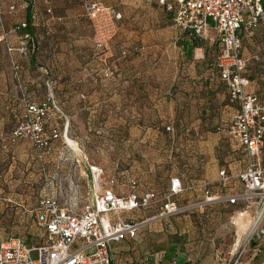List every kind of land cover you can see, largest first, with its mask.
<instances>
[{"label":"crops","instance_id":"crops-1","mask_svg":"<svg viewBox=\"0 0 264 264\" xmlns=\"http://www.w3.org/2000/svg\"><path fill=\"white\" fill-rule=\"evenodd\" d=\"M7 2L5 0V5ZM146 5L151 8L150 4ZM118 9L120 10L119 5ZM15 13L17 15L18 12ZM15 13L5 16L8 26L20 21ZM160 18L161 21L157 17L155 22L159 25L161 23L162 29L174 27L178 32L177 42L188 61L191 60V53L192 59L204 57L202 51L193 54L196 47L187 54L183 45L190 41V37L174 26L172 14ZM125 21V15L122 14L111 38L103 46L96 44L95 34L94 44H90L91 35L81 31H63L62 38L53 34L50 38L51 45L41 52L43 63L40 65L37 63V48L30 49L25 55L14 51L12 57L21 67V88L13 78L6 47L0 43L1 229L2 226L20 223L15 219L16 214L34 203L37 190L45 177L58 171L63 177L79 181L83 180L86 172L82 159L81 162H74L65 158L67 155L72 157V145L67 146L61 136L52 140L51 147L43 153L42 158H39L38 150L29 139L15 142L9 139L11 130L24 112L25 103L39 102L48 96L47 83L55 101H62L63 114L68 119V141L77 143L79 148L76 159L85 155L89 162L102 166L105 175L114 179L113 185L109 186L117 193H125L130 189L119 184L124 181L123 172L137 179L136 190L139 192H165L168 190L169 178L173 175H178L185 185L205 183L213 193L231 194L241 190L242 185L236 174L242 169L235 170L231 163L218 169L217 160L207 147L193 142L180 144L176 148L171 145L168 147L164 134L167 120L166 96L159 101L160 114L152 122L145 112V95L148 96L145 81L135 78L136 62L142 57L135 54V34L133 30L124 28ZM23 31H17L10 43L16 45V37ZM27 31L33 37V27ZM239 34L242 37L241 52L247 60L246 74L251 80L247 89L264 101V19L252 35H246L242 31ZM106 64L113 71L107 78L101 74ZM197 68V71L188 69L189 75L178 79L176 84V112L170 118L174 116L171 121L182 134L196 132L199 127L200 102L209 104L217 101L222 111H228L230 117L237 110V104L230 101L218 72L216 79L212 77L202 81L198 78L208 72V69L203 70L199 65ZM169 108L173 110V102ZM58 122L61 129L62 119ZM50 127V123L46 124L48 132ZM154 138L158 141L152 142ZM168 149L180 152L179 162L182 165L179 164L177 174L164 178L163 187L160 188L155 181V174L159 172L162 163L166 162ZM221 169L230 176L226 182L219 175ZM203 192L204 188H194L175 199L179 204L189 203L202 198ZM12 206H16L14 215L13 209L9 208ZM233 208L227 203H215L165 219L166 226H160V229H166L170 234L166 238V247L160 251H150L154 252L155 258L153 260L154 256H150L152 263L149 264L158 263L167 252L170 254L168 264H171L172 258H175V264H189V257L196 264H218V256L227 255L234 238V229L229 222ZM131 216L138 217L140 213L134 212ZM116 245L117 243L114 244ZM240 264H264V246L261 252L254 253L251 246L247 245L242 251Z\"/></svg>","mask_w":264,"mask_h":264},{"label":"built area","instance_id":"built-area-1","mask_svg":"<svg viewBox=\"0 0 264 264\" xmlns=\"http://www.w3.org/2000/svg\"><path fill=\"white\" fill-rule=\"evenodd\" d=\"M0 0V43L4 44L10 56L13 78L21 88L20 65L12 54L21 55L35 49L31 33L24 30L19 34L17 44L10 43L11 35L28 26L27 20L19 21L13 27L5 25V9L15 12L14 0ZM158 5L172 14L173 24L183 32H192L217 47L215 66L225 84L231 102L237 110L220 129L242 147L248 157L244 169L237 172L240 191L231 194L212 192L205 183L185 185L178 175L169 178L168 190L158 193L154 190L137 191V179L124 172L121 187L128 192L117 193L112 186L114 179L105 175L104 169L88 161L85 155L76 159L78 152L73 147L72 157L66 159L86 165L83 180L75 181L63 177L58 171L44 178L36 193V199L29 209L38 229L36 239L28 242L18 234L0 231V264H141L133 258L120 259L114 256V244L135 239L143 223L151 219L165 220L169 217L201 209L215 203L233 206L229 222L234 229V238L227 255L218 256V264H240L243 249L251 246L254 253L264 246V101L254 92L248 91L251 84L246 74L247 60L242 55V31L252 35L264 19V0H156ZM104 3V2H103ZM92 1L85 3V11L95 27L96 44L103 46L112 36L122 12L117 4ZM49 10V9H48ZM211 32L216 35L212 36ZM125 54V52H122ZM101 74L109 77L112 68L106 64ZM48 85V96L39 101H27L24 112L9 134L15 142L29 139L38 150L39 158L51 147V142L61 136L67 138L68 119L57 105ZM64 118L62 128L59 120ZM50 123V131L46 124ZM166 132L173 131L165 125ZM62 154V153H61ZM79 160V161H78ZM223 181L230 176L224 169L219 171ZM105 176V178H104ZM194 188H204L199 200L179 204L176 196ZM153 208L154 216L141 220L123 218L121 213ZM263 229L261 233H258ZM154 256V252L143 259ZM172 258L171 264H175ZM189 264H196L189 257Z\"/></svg>","mask_w":264,"mask_h":264},{"label":"rangeland","instance_id":"rangeland-1","mask_svg":"<svg viewBox=\"0 0 264 264\" xmlns=\"http://www.w3.org/2000/svg\"><path fill=\"white\" fill-rule=\"evenodd\" d=\"M92 1H101L102 3L104 2V5L107 3L119 5L126 19L124 28L134 31L135 42L133 47L136 49L135 54L142 57L139 62H136L135 78L145 81L144 87L148 92V96L145 95V102H147L145 112L149 114L152 122L160 114L159 101H162L164 99L162 97L166 96L167 120L165 124L171 125L173 128V131L170 133H167L166 130L164 132L168 147L171 145L176 148L180 147V144L184 145L190 142L201 144L211 150L212 156L217 160L218 169L221 166H226L228 163H231L235 170L244 169L249 159L242 147L230 139L227 133L221 131V125L230 116L228 111H222L221 105L217 101L210 102L209 104L205 102L199 103V127L196 129V132L182 134L178 132L177 127L171 121L174 120V116L171 118L170 116L176 112L174 108L176 84L178 83V79L189 75L188 69L190 71H197V65L202 67L203 70L208 69V72L198 78V80L202 81L212 77L216 79L218 76L214 65L216 45L213 44L214 42H210V40H205V44L202 47L198 46L193 51L194 55L202 51L204 57L198 60L192 59L191 53L189 55L191 60L188 61L181 53V47L177 42L179 34L175 31L174 27L173 29L169 27L162 29V24L160 23L159 25L158 22H155L157 17L161 21V16H171L164 7L158 5L156 0H14V4H16L15 11L18 12L17 15L15 12L9 13L6 9L5 15L8 16L15 13L17 20L20 21L26 20L27 14L31 16L33 37L38 49L36 51L38 52L36 54L38 58L37 63L40 65L43 63L41 62V52L43 48L51 45L52 40L50 38L53 34L59 35L62 38L63 31H81L91 35L90 44H94L93 37L96 30L85 11V3ZM147 3L150 4L151 8L146 5ZM211 35L215 36L216 33L211 32ZM13 36L11 35V39ZM172 102L173 110L169 108ZM56 103L64 113L62 101L58 100ZM162 112L163 110H161ZM62 121H64V118H62ZM151 141L157 142L158 139L154 138ZM179 155L180 152L178 150H167V160L162 163L159 172L155 174V181L159 183L160 188L163 187L162 182L164 178L170 174L178 173L179 164L182 165L179 162ZM262 158L264 160V148ZM33 204L25 206L21 212L16 214L15 219L19 220V224L16 223L8 227L2 226L3 228L1 229L0 227V231L6 234H18L26 238L28 242H33L37 237L36 232L38 231L33 216L29 212ZM15 207H9L13 209V215ZM194 210L196 209L191 211L194 212ZM155 212L153 208L141 212L138 211L135 213H140V216L134 218L141 220L147 216H154ZM131 214H134V212L127 211L120 215L123 218H130ZM2 216L3 214H0V219ZM165 221L154 218L143 223L135 239H127L118 242L114 246V256L122 260L126 258L137 259L140 260L141 264L152 263L151 259L143 258L150 251H160L166 247V238L169 233H167L166 229H160V226L163 228L166 226ZM169 256L170 254L167 252L156 264H168ZM152 258L154 260L155 256Z\"/></svg>","mask_w":264,"mask_h":264},{"label":"trees","instance_id":"trees-1","mask_svg":"<svg viewBox=\"0 0 264 264\" xmlns=\"http://www.w3.org/2000/svg\"><path fill=\"white\" fill-rule=\"evenodd\" d=\"M113 4H116V3H113ZM264 5V4H263ZM117 7H118V5H117ZM168 12V11H167ZM6 16V15H5ZM4 19H5V17H4ZM26 20H27V23H28V26L26 27V28H21V29H18L17 31H23V30H30V28H31V23H32V21H31V16L29 15V14H27V17H26ZM18 23V22H17ZM17 23H15V24H13V25H11V26H8L7 24H6V21H5V25H6V27H8V28H10V27H13V26H15ZM16 31V32H17ZM185 33H187V35L190 37V41H186V42H184V47H186V50H187V54L189 55V53L188 52H190L194 47H198V46H203L204 44H205V39H203V38H201L200 36H197V35H195L194 33H192V32H185ZM2 44V43H1ZM35 44H36V41H35ZM4 45V44H3ZM37 48V47H36ZM30 50V49H29ZM216 56H217V47H216ZM216 56H215V60H216ZM215 60H214V65H215ZM216 67V66H215ZM216 69H217V67H216ZM217 72H218V70H217ZM218 75H219V73H218ZM220 78V77H219ZM228 93V92H227ZM229 97V96H228ZM165 128V127H164ZM168 133V132H167ZM146 210H148V209H146ZM141 212V211H145V210H143V209H140V210H137V211H134V212ZM130 217H132V216H130Z\"/></svg>","mask_w":264,"mask_h":264},{"label":"bare ground","instance_id":"bare-ground-1","mask_svg":"<svg viewBox=\"0 0 264 264\" xmlns=\"http://www.w3.org/2000/svg\"><path fill=\"white\" fill-rule=\"evenodd\" d=\"M72 147L79 152V148L77 146V143L70 142Z\"/></svg>","mask_w":264,"mask_h":264},{"label":"water","instance_id":"water-1","mask_svg":"<svg viewBox=\"0 0 264 264\" xmlns=\"http://www.w3.org/2000/svg\"><path fill=\"white\" fill-rule=\"evenodd\" d=\"M263 231V229H260L258 233H261Z\"/></svg>","mask_w":264,"mask_h":264}]
</instances>
